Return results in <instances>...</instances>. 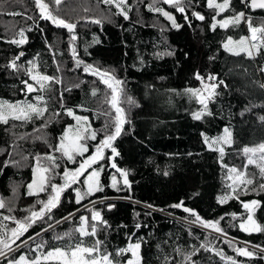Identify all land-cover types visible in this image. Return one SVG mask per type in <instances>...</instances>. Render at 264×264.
I'll use <instances>...</instances> for the list:
<instances>
[{
	"label": "trees",
	"instance_id": "1",
	"mask_svg": "<svg viewBox=\"0 0 264 264\" xmlns=\"http://www.w3.org/2000/svg\"><path fill=\"white\" fill-rule=\"evenodd\" d=\"M128 2L132 5L128 20L112 15L116 9L98 3V0H66L59 11L64 18L73 21L82 16H111V22L105 21L102 26L80 20L74 46L85 63L114 69L115 74L126 82L127 95L139 105L130 110L123 105L130 123L125 124L123 134L114 142L119 156L112 159L118 168L129 172L131 186L125 187L120 182L119 191L109 186L110 176L118 174L110 166L111 150L105 149V158L96 165H103L104 168L101 175L104 191L76 204L75 193L71 188L66 190L59 207L52 212V219L45 218L47 222L34 224L21 237L22 240L35 237V241L21 246L8 258L19 259L21 254L35 255L31 249L41 240L47 242L45 250L68 243L67 238L57 241L54 237L79 225L77 209L89 201L107 198L102 203L97 202L95 208L108 222L109 226L99 231L98 237L105 241L110 252L125 247L131 237L132 241L142 240V264H166L165 257H169V264H178L182 257L175 253V248L191 251L192 246L199 247L207 240L211 247L222 249L225 256L233 257L239 264H264V258H261L264 253L260 251L264 249V233L249 234L239 228L241 219H246L240 201L260 200L262 207L256 210L255 219L264 224V192L241 193L240 200L231 199L220 204L218 197L230 192L228 184L231 181L227 180V169L222 167L219 153L210 151L201 135L214 136L224 126L231 127L234 143L226 148L224 163L241 170L246 163L242 149L264 143V120L260 119L264 117V87H261L264 85V72L261 70L264 50L252 57L243 52L234 55L226 51L222 45L227 37L239 40L241 36H247L246 26L241 22L236 27H218L213 31L210 25L215 11L206 7V0H192L185 13L188 21L184 19L185 14L171 5H158L175 16L176 22L182 25L179 30L173 28L161 14L148 10L147 5L152 0ZM231 7L232 11L217 18L230 16L233 11H244L253 17L254 25L264 21V10H251L242 0H232ZM85 8L89 11L85 12ZM192 11L202 13L205 20L196 19L191 15ZM20 29H25L28 42L19 46L9 43L14 38H20L17 35ZM69 36L66 29L40 18L34 0H11L0 7V99L35 102L37 93H27L23 84L25 80L34 83L24 71L29 67L27 62L33 59L42 73L57 76L62 81L53 84L51 92L40 93L48 101V112L44 118L32 122L10 120L7 125L0 124V149H5L0 152V197L10 200L13 207L11 213L0 209V214L4 216L12 215L22 220L29 215L27 209L35 205L38 211L41 207L36 196L27 194V184L33 176L34 156L51 152L49 145L55 146L65 126L74 120L61 108V92L65 107L85 113L92 129L98 131L96 140L87 141L88 152L103 139L104 133L99 130L107 119L102 114L108 108L102 103L105 86L97 77L84 73L83 66L76 67ZM166 51L174 54L156 55ZM21 52L24 55L16 62L23 68L17 71L8 67ZM197 72L204 77L209 74L217 76L228 85L217 90L220 95L209 103L212 115L202 120L193 119L192 113L201 106L185 93L187 88L201 87L200 81L195 78ZM76 84L80 86L73 87ZM69 87L72 90L65 91ZM94 87L99 89L96 96L91 94ZM77 105H82L83 109L77 108ZM56 112L60 113L58 117L53 116ZM49 117H52V122L46 129L34 131ZM25 134H29L27 139H18ZM42 134H46L47 143L33 139ZM55 155L59 157L60 153ZM24 156L28 157L27 161L22 160ZM11 160L21 161V166L9 164L4 167V162ZM57 163L60 167L55 171L59 175L55 176L54 182L61 184L64 169L72 164L66 158L58 159ZM248 171L257 173V183L264 182L254 166H249ZM75 187L82 189L83 184L73 185ZM39 199L46 200L47 194L41 193ZM181 201L205 220H219L223 216L220 227L227 236L199 224H189L194 217L182 209L171 207ZM109 204L114 205L111 210L108 209ZM69 213L75 215L68 220L62 219ZM232 213L236 214V219H233ZM56 221L60 223L56 224ZM3 223L9 228L16 227L14 221ZM49 223L53 227L41 232V228H47ZM36 233L41 235L36 237ZM78 238L76 234L73 239ZM85 240L92 242L91 237ZM228 240H232L235 246L248 247L257 255L253 258L238 256ZM255 245L260 247L255 248ZM127 258L122 256L119 259L124 261ZM192 259L196 264H228L215 252L203 249ZM0 264H7V260L0 258Z\"/></svg>",
	"mask_w": 264,
	"mask_h": 264
},
{
	"label": "snow or ice",
	"instance_id": "2",
	"mask_svg": "<svg viewBox=\"0 0 264 264\" xmlns=\"http://www.w3.org/2000/svg\"><path fill=\"white\" fill-rule=\"evenodd\" d=\"M11 0H0V7L6 3H10ZM66 0H34L36 8L39 10L40 18L50 21L53 25L59 28H64L70 34L69 43L72 45L71 53L76 62V67L83 66V72L93 75L98 78L99 82L105 86L104 100L102 103L108 106L107 110L102 114L107 118L105 125L99 131L104 133L103 139L99 141V144L95 146V151L85 157V153L89 151L87 141L96 140L98 131L92 129L87 116L77 115L73 108H67L63 104V92L60 93L61 108L64 113L72 117L75 120V124L66 126L61 136L58 139V143L53 146L49 145L52 149L51 152L44 155L36 154L34 156V165L32 166L33 179L27 184L29 196H36L37 204L41 205L39 210H35V205L32 208L27 209L28 216H25L22 220L17 219L15 216L0 214V258L6 259L7 264H142V258L140 256V250L142 247V240L138 239L136 242H131L132 238L129 237V243L126 247L117 248L115 252L107 250L105 241L99 239L98 232L108 227V222L103 218L101 211L95 208L97 201L92 200L89 203L92 208L85 205V210L90 212V217L81 215L79 217L80 223L77 227L69 232H65L62 235L54 237L57 241H62L67 238L68 243L59 247H49L45 250L46 241L41 240L40 243L35 245V248L31 249L35 255L21 254L19 259H9V254L20 249L21 246H28L29 242L35 241V237H28L26 240H22L21 237L28 232L34 224L38 222H47L52 219V212L58 208L61 202L63 193L72 189L75 193V203L81 204V202L97 192H103L104 186L101 184V173L104 171L103 165L99 167H93L97 165L98 161L103 160L104 150L110 149L112 156L109 159H113L119 156L117 148L114 146V142L124 132L125 124L130 123L128 119V112L123 105H127L130 110L132 107H138L139 105L135 99L127 95L125 81L120 79L114 69L102 68L98 65L87 64L85 61L79 58L77 50L75 48L76 28L80 20L103 25L105 21L111 22V16H102L101 18L82 16L78 20L73 21L70 18H64L59 11L60 6L65 3ZM142 2V0H139ZM192 0H152L151 4L147 5L149 11L159 13L171 22V26L179 30L182 25L176 22L175 16L165 10L163 7L158 6L160 3L171 5L176 11L185 14L186 8L191 6ZM98 3L112 6L116 9L112 15H120L125 20L130 19L129 12L132 10V5L128 0H98ZM242 3L251 10H264V0H242ZM232 0H206V7L215 11V15L212 17V23L210 28L215 31L218 27L221 29H228L229 27H236L241 22L247 24L249 35L241 36L239 40H234L231 36L227 37V40L223 43V48L233 53L234 55H240L241 52L246 53L249 57L259 54L264 50V21L259 25L254 26L253 17L247 15L244 11L235 12L230 16H225L222 19H218L222 13L232 11ZM55 6V7H53ZM85 12L89 9L85 8ZM192 16L200 21L205 20V16L199 11H192ZM184 19L188 21V15L185 14ZM30 30V29H29ZM163 30V29H162ZM19 39H12L9 43L17 46L26 44L27 37L25 36V29H20L17 33ZM96 42V41H94ZM171 51L163 53H157L158 56L173 55ZM21 52L12 61H10L8 67L13 70H20L23 65H18L16 61L23 56ZM29 67L24 69L25 73L29 76L30 80L34 83H29L28 80L23 81L27 93L36 92L35 102L29 100L9 102L6 100H0V124L7 125L10 120L32 122L36 119H42L45 117V113L48 112V101L45 95L40 93L51 92L53 84L62 83L61 79L57 76L48 75L42 73L39 70V64L35 59L27 62ZM59 70V67L57 68ZM195 78L200 81L201 87L199 88H187L185 93L190 94L195 98L197 103L201 106L197 111L192 113V117L195 120H202L205 116H211L212 112L209 109V103L220 93L217 91L221 86L228 87L223 80L218 79L217 76L209 74L207 77L202 76L199 72L195 73ZM79 84L73 85V87H79ZM264 87V85H261ZM71 87L66 88L65 91H71ZM99 89H92V96H96ZM77 108L83 109L82 105H77ZM59 112L53 113V116L58 117ZM264 120V117L260 118ZM52 122V117H49L44 123L41 124L39 129L34 131H41L46 129L49 123ZM29 134L19 136L18 139H27ZM203 137V143L210 151L219 153L220 163L223 168L227 169V180L231 181L228 184L230 192L218 197L220 204H225L231 199L240 200L241 193L247 195L249 192H264V183L256 182L257 173L249 172V166H254L257 169L258 175L261 180H264V143H260L253 147L245 146L242 149V154L246 157V163L243 166V170L229 166L224 163V157L227 155L226 148H230L234 141L232 138V132L228 127L223 129V133L218 136L209 137L208 135L201 133ZM36 140H43L47 143L46 134L33 137ZM5 149H0V152ZM55 153H60L57 157ZM77 157H81L78 162V167L74 169L65 168L62 175L63 183L57 184L54 182L55 176L59 175L55 170L60 167L57 163L58 159L66 158L67 161L77 163ZM28 157H22V160L27 161ZM11 164L14 167L21 166V161L11 160L5 161L4 167ZM111 168L116 170L119 177H122V183L125 187L130 188V182L128 179L129 172L125 169L117 167L115 162L111 163ZM89 169H91L89 171ZM2 171V169H0ZM167 175V173H165ZM81 177L83 180L81 181ZM82 183L84 186L83 191L80 187L73 188V185ZM120 181L117 179V175L111 176L110 187L121 190L118 185ZM41 193L47 194V199H39ZM106 199V198H105ZM101 203L103 201H100ZM243 209L245 210L246 219H241L239 223L240 230L252 234V233H264V224L259 223L255 219L256 210L262 207L261 201L253 199L251 201H240ZM114 205L109 204L108 209L111 210ZM149 207H151L149 205ZM171 207L182 209L185 213H189L194 219L189 221V224H199L205 229H211L215 233H221L227 236L224 229L220 227V221L224 217H220L219 220H205L194 209L184 206V202L181 201ZM0 209H7L9 213L13 211L11 201L0 197ZM79 211V209H77ZM75 213H69L68 216L62 219L68 220ZM233 219L237 216L235 213L231 214ZM3 221H14L16 227L9 228L3 223ZM60 221H56L59 224ZM52 224H48L47 228H41V232H47L52 228ZM140 227L139 224L136 225ZM78 234V239H73ZM41 233H36V237H39ZM211 235V233H210ZM91 237L92 242L87 243L85 238ZM19 241V243H17ZM229 246L234 248V251L238 256L253 258L257 255V252L250 251L248 247H238L234 245L232 240H228ZM247 243V242H245ZM255 248H259V245H255ZM201 249L205 251H213L216 255L224 258L228 264H239V262L231 256H225L222 249H216L210 246V241L202 242L199 247L192 246L191 251H186L181 247L174 249L175 253L181 256V260L178 264H196V261L192 259ZM264 253V249L260 250ZM130 254V255H129ZM122 256H128L129 258L121 261L119 258ZM261 258H264L262 256ZM166 264H169V257H165Z\"/></svg>",
	"mask_w": 264,
	"mask_h": 264
},
{
	"label": "rangeland",
	"instance_id": "3",
	"mask_svg": "<svg viewBox=\"0 0 264 264\" xmlns=\"http://www.w3.org/2000/svg\"><path fill=\"white\" fill-rule=\"evenodd\" d=\"M256 26V25H255ZM264 72V71H263ZM0 100H3V99H0ZM76 112V114L77 115H82V116H87V115H85V113H82V112H77V111H75ZM88 117V116H87ZM76 122H75V120H73L72 122H70V123H68L66 126H68V125H70V124H75ZM66 126H65V128H66ZM225 127H228L230 130H231V127H229V126H224L223 127V129L225 128ZM64 128V129H65ZM223 129H222V131L219 133V134H217V135H214V136H218V135H221L222 133H223ZM64 131V130H63ZM214 136H209V137H214ZM93 150V152L95 151V147H93L92 148ZM104 152H105V150H104ZM111 156H112V154H111ZM78 158V157H77ZM70 164H73L72 162H69ZM111 163H112V159H110V165H111ZM67 168H72V166H66ZM93 167H99V166H96V165H93ZM91 170V169H90ZM89 170V171H90ZM101 175H102V173H101ZM112 176V175H111ZM111 176H110V180H111ZM32 179H33V176H32ZM32 179L28 182V183H30L31 181H32ZM117 179L121 182V177H119V175H117ZM100 180H101V177H100ZM262 183H264V182H262ZM121 184H122V182H121ZM123 185V184H122ZM83 189H84V186H83V188L81 189L82 191H83ZM28 190V189H27ZM105 200H107V198L105 199V198H103V199H96L95 201H97V202H99V201H105ZM85 205H88V207L89 208H92V205L89 203V202H87V203H85L84 205H82L81 206V208H79V213H78V220H79V217L81 216V215H85V216H89L90 217V212L89 211H86L85 210ZM79 222H80V220H79ZM131 242H136V240L135 241H131ZM127 246V245H126ZM125 246V247H126ZM130 255V254H129ZM129 258V257H128ZM127 258V259H128Z\"/></svg>",
	"mask_w": 264,
	"mask_h": 264
},
{
	"label": "flooded vegetation",
	"instance_id": "4",
	"mask_svg": "<svg viewBox=\"0 0 264 264\" xmlns=\"http://www.w3.org/2000/svg\"><path fill=\"white\" fill-rule=\"evenodd\" d=\"M92 153H93V151L91 150V152H88V153L85 155V157L91 155ZM81 159H83V158L78 157V158H77V163H73V164H72V168H70V169H74V168L78 167V162H79Z\"/></svg>",
	"mask_w": 264,
	"mask_h": 264
},
{
	"label": "built area",
	"instance_id": "5",
	"mask_svg": "<svg viewBox=\"0 0 264 264\" xmlns=\"http://www.w3.org/2000/svg\"><path fill=\"white\" fill-rule=\"evenodd\" d=\"M244 24H245V26H246V33H247V35H249L247 24H246V23H244ZM254 26H255V25H254Z\"/></svg>",
	"mask_w": 264,
	"mask_h": 264
},
{
	"label": "water",
	"instance_id": "6",
	"mask_svg": "<svg viewBox=\"0 0 264 264\" xmlns=\"http://www.w3.org/2000/svg\"><path fill=\"white\" fill-rule=\"evenodd\" d=\"M261 70H262V67H261ZM128 179H129V177H128ZM121 182H122V177H121ZM130 182V181H129ZM123 184V183H122Z\"/></svg>",
	"mask_w": 264,
	"mask_h": 264
},
{
	"label": "bare ground",
	"instance_id": "7",
	"mask_svg": "<svg viewBox=\"0 0 264 264\" xmlns=\"http://www.w3.org/2000/svg\"><path fill=\"white\" fill-rule=\"evenodd\" d=\"M262 70L264 71V65H263V67H262Z\"/></svg>",
	"mask_w": 264,
	"mask_h": 264
}]
</instances>
